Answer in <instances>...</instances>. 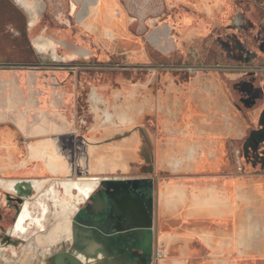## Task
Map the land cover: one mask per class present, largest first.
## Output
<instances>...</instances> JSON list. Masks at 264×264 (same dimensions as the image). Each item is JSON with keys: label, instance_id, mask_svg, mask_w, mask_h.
I'll return each mask as SVG.
<instances>
[{"label": "rangeland", "instance_id": "1", "mask_svg": "<svg viewBox=\"0 0 264 264\" xmlns=\"http://www.w3.org/2000/svg\"><path fill=\"white\" fill-rule=\"evenodd\" d=\"M118 2L123 9L124 28L119 24L116 26L114 13L105 9L106 24L100 25V29L106 33L89 32L80 27L85 34L80 41L81 48L78 45L74 54L72 47L65 46L60 52L74 54L67 58H75V61H63L66 57L59 56V62H55L51 55H39L30 49L26 50L24 56L14 53L12 59L19 63L14 67L21 70L23 76L37 75L32 88L39 98V106L47 116L53 118L55 115L61 124H67L60 131L63 140L66 144H76L78 153L83 150L86 142L95 146L109 144L111 152L113 144L124 141L126 149H132L135 137L141 135V139H138L139 149L142 152L149 150L153 153L151 158L146 154L138 157L130 155L123 170L110 169L105 176L126 177L137 183L139 180L140 188L144 187L143 178H148L150 192L155 196V222V216L150 223L135 217L131 221L130 214L119 212L114 215L109 206L106 212L95 216L89 214L86 207L79 205L80 210L72 217L62 215L57 219L52 215L45 224L46 231H32L28 242L13 241L9 251L0 254V264H60L59 256L75 251L73 241L66 237L71 238L68 232L70 226L71 234H76V226L72 223L78 217V222L85 224H81L79 229L85 230L86 225L96 227L95 235L99 238L107 236L110 240L116 238L119 232L130 243H137L135 234L142 230V238H146L151 252L146 255L144 249H135L138 252L136 260L143 257L145 261L139 264L171 263L176 256L169 251L164 239L165 234L171 231L164 226L163 214L159 213V192L162 183L177 181L183 171L177 170L179 158H166L164 155L167 140L174 138V135L166 133L160 118L169 117L164 115L168 109L176 113L169 118L174 129L179 131L182 121L177 113L182 109L192 106L204 114V107L236 106L239 100L237 94H231V76L240 78L246 75H264V50L261 47L264 35L259 31L263 19L261 16L256 18L258 25L253 29L251 39H248L244 29L235 28L232 25L233 18L225 16L226 9H220L221 17L218 18L199 12L196 8L201 0ZM259 5L264 8V3ZM16 12L7 0H0V19L17 16ZM189 15L194 16L193 25L198 20L209 22L208 29L204 32L190 31L185 27L186 24H191L188 22ZM45 20L51 25L50 37L53 38L63 28V23L51 12H47ZM75 21L80 24L77 19ZM10 43L9 36L0 34V54H6V45ZM246 43L249 47L251 44L255 46V59L251 60L247 56ZM53 75L58 79L53 78ZM184 116L187 118L191 114ZM204 116L211 117L206 114ZM175 132L173 131L174 134ZM196 149L197 145L188 147L185 154ZM111 161L108 162L109 168ZM207 165L212 167L208 162H201L200 167ZM187 172L184 170L182 175ZM69 179L74 178L66 177L57 181ZM198 179L199 175L198 178L187 180L195 182ZM102 180L106 183L118 179L100 178L99 183ZM105 183L102 182L101 187H106ZM139 197L154 212L151 196L149 201L142 195ZM105 198L108 201V197ZM18 206L13 205L8 212L3 210L0 225L3 235L10 232V224L16 216ZM0 208H3V204ZM107 212L112 213V217L108 215V218L111 217L108 223L103 221ZM97 222H102L104 226L95 225ZM112 224L114 229H111ZM58 225L59 232H56ZM174 229L171 228V233L177 231ZM125 248L127 253L128 246ZM9 252L16 255H10Z\"/></svg>", "mask_w": 264, "mask_h": 264}, {"label": "crops", "instance_id": "2", "mask_svg": "<svg viewBox=\"0 0 264 264\" xmlns=\"http://www.w3.org/2000/svg\"><path fill=\"white\" fill-rule=\"evenodd\" d=\"M94 1L90 0L88 9ZM18 3L28 13L32 25L40 19L39 0H19ZM82 13L86 16L88 10ZM34 39H39L43 44L39 46ZM31 45L40 53L42 48L54 49L55 42L35 32L31 35ZM47 54L51 55L52 60L55 59L52 52ZM3 58H6V54H0V61ZM20 82L29 84L30 80L22 79ZM263 83L264 79L259 85L251 83L250 88L242 93L251 96L256 92L254 98L259 97L262 104L250 110V113L261 116L264 122V95L260 93V90L264 93ZM13 84L18 85L19 80L0 76L1 180H30L46 176L125 180L128 188L120 186L116 190L111 188V191H128L135 197L142 195L146 201L151 196L155 214L150 211L155 216V222V196L150 192L148 178H143L144 187L140 188L139 180L137 183L126 177L105 176L110 169L123 170L130 155L138 157L146 154L151 158L153 153L139 149L138 139H141V135L135 137L132 149H126L125 142L120 141L112 145L114 149L111 153L109 144L95 146L86 142L78 153L76 144H66L63 140L61 130L55 133L50 130L34 131L29 119H35L36 124H39L43 115H46L39 106V98L27 89L16 91ZM202 109L204 114L198 108L195 113L187 108L177 113L183 116L180 132L174 129L169 118L176 113L170 109L164 112V115L169 116L163 121L165 131L174 135V138L167 140L164 155L166 158H179L177 170L188 172L184 175L182 172L181 179L177 181L161 184L159 213L163 214L166 228L177 229L174 233L165 234L164 238L169 251L176 257L171 263L163 264H264V171L253 168L264 167V123L248 125L235 107ZM186 114L192 117L186 118ZM205 114L211 117L207 118ZM173 131L179 133L174 134ZM192 143L198 149L185 154L188 147L194 146ZM156 155L157 149L154 151ZM201 157H205V162L212 167H200ZM243 165L248 169L243 170ZM198 175L199 179L195 182L187 180L198 178ZM102 182L105 183V180L100 182L93 195L102 190L108 197L109 188L106 183V187H101ZM91 203H94L92 198L81 206L88 208ZM108 215L112 217L110 212L103 216L106 223L111 219Z\"/></svg>", "mask_w": 264, "mask_h": 264}, {"label": "flooded vegetation", "instance_id": "3", "mask_svg": "<svg viewBox=\"0 0 264 264\" xmlns=\"http://www.w3.org/2000/svg\"><path fill=\"white\" fill-rule=\"evenodd\" d=\"M18 1L19 0H7V2L11 4L15 10H17V16H5L4 18L0 19V34H6L12 40L9 45H6V58H3V61H0V76H6L7 78L11 77L12 79L19 80L18 85L13 84V89L16 91H24L27 89L29 93L35 94V91H33L32 87H34V84L37 81V75L30 74L27 75V77L23 76L21 74V70H18L17 67H14L15 65L18 66L19 64L13 60L14 58L12 56L14 53L24 56L26 50L30 49L39 55H45L49 52H52V55L55 57L53 61L55 62H59V56L66 57L63 61H75V58L67 57L75 54V48H77L78 45L81 48L82 42L80 41L83 39L85 34L80 27L89 32L106 33L102 32L100 29V25L104 26L106 24L107 15L104 13L105 9L114 13V24L116 26L117 24L122 25V29L124 28L125 22L123 20V9L118 0H95L92 7L89 9L88 7L90 5V0H39V4L41 6L40 19L33 25L28 20V13L24 8L19 6L20 4ZM259 3H264V0H201V2L198 3V7L196 9H198L199 12L203 11L206 13V15L216 18L221 17L219 14L221 8L226 9L227 12L225 13V16L230 15L233 18L232 25L237 29H244L246 38L249 39L254 27L258 25L256 18L259 16L263 18L262 22L260 23L261 29H259V31L261 32V35H264V8H261ZM85 10H88L86 16H84L82 13H85ZM47 12H51L56 19H59L63 23V28H61V30H64V32L60 30L58 34L55 33L56 36L53 38L50 37L51 25L45 20ZM188 18V22H191L192 25L186 24L185 27L190 29L192 32L197 30L204 32V30L206 28L208 29L209 27V22L207 23L205 20L195 21L196 24L193 25L194 16L189 15ZM76 19L80 22V24L75 21ZM94 20L95 23H93ZM35 32L42 33L53 40L55 42L54 49L45 50V48H42L43 50L40 53L36 52L31 45V35ZM73 33L75 36H72ZM34 42H36L39 46L43 44L39 41V39H37V41L34 39ZM246 45L248 52L247 56L251 60L255 59L254 57L257 56L255 50L253 49L255 46L251 44L249 47L248 43H246ZM65 46L72 47V52L74 54H70L69 52L68 54L60 53ZM261 47L264 50V40ZM8 48H10V50H8ZM22 59V62H26V60ZM53 78L56 80L58 79L54 75ZM22 79H28L30 80V83L22 84L20 82ZM231 79L233 84L231 94H237L239 100L236 103L235 108H238V111L242 114V117L246 120L248 125L253 126L256 124V122L257 124L264 123L261 116L259 117L256 114H253L254 112L252 114L250 113V110H254L262 104L259 97L254 98L256 92H253L251 96H246L242 93L243 91L250 88L249 85L251 83L253 85H259L260 82L263 81L264 75H246L240 78L231 76ZM260 93L264 95L262 90H260ZM187 109H192L195 113L196 108L189 106ZM43 116L42 122H40L41 124H36L35 119H29L32 121V125L35 128L34 131L36 133L39 131L41 132L42 130H50V132L55 133L67 127V124H61V122H59L57 118L54 117L55 115H53V118L47 115ZM180 119L182 121L183 116H180ZM160 120L163 123L164 117H161ZM200 161L204 164L205 157H201ZM253 168L255 170L259 169L260 171H264V167L260 168L255 166ZM246 169H248V167L244 165L243 170ZM58 179L60 178H52V176H46L45 178H33L30 180L16 179L3 181L0 179V205L3 204V208H0V225L3 221V210L5 209V211L8 212L12 210L13 205H19L16 216L10 224V232H8L6 235H3L0 231V254L3 252H8L9 247L13 244V241H22L24 243L28 242L31 238L30 233L34 230H38V232L46 231L45 224L52 215H54V217L57 219L62 215L67 217L74 216L76 212L80 210L79 205L85 204L87 200L91 198L94 199L95 205L91 204L88 206V208H86L89 214L101 215L107 211L106 208L109 206L111 207V212L114 215H117L119 212L124 215L130 214L132 216L131 221H134L133 217L142 218L146 220L147 223H150L153 219L150 209L147 207L144 201H142L139 195L138 197L134 196V204L132 207H130V205L115 206L111 204L110 191L112 186H110V184L112 181L106 182L109 188L107 191V201L105 198V193L102 190L99 191L98 194L93 195L100 184L96 179L80 177L78 179L57 181ZM12 182H20L21 187L17 189L12 188L10 186ZM24 183L31 184V187H23ZM50 188L55 189V193L49 192ZM23 189H25V191H23ZM46 193H49L48 198ZM112 193L116 194L118 191H114ZM128 193L132 194L131 192ZM34 196H36L35 200H33ZM63 198H67L66 202L64 203H62ZM147 212H149V214ZM78 220L79 217L75 222L72 223L76 226V234H71V226L69 225L70 227L68 228V232L70 233L71 238L66 237L68 240L73 241L74 249L79 238L83 236L86 239L94 240L103 244L104 247L110 251L114 257L120 259V264L144 263L145 261L143 257L138 261L136 260L138 252L135 251V249L137 248L144 249L146 251V255L148 253L150 254L151 252L148 243L146 242V238H142V230L137 231L135 234L138 238L137 243H130L122 236V234L120 235L119 232H117L118 236L116 238L109 240L107 236L101 238L97 237L95 235V231L97 229L96 227L86 225L87 227L85 230L82 228L79 229L80 225L83 223L78 222ZM113 222H115V220H113ZM131 224H134V222ZM18 225H22L27 229L23 231L21 228L17 227ZM40 225L43 226L41 227ZM95 225L104 226L102 222H97ZM59 227L60 226L58 225L56 232H59ZM114 227V224H112L111 229H114ZM170 231H172L171 228ZM126 245L129 249L127 253L125 252ZM9 254L14 256L16 255L14 252H9ZM66 254L72 255V257H68ZM58 259L60 264H83L82 262H78L75 259L74 252L65 253L59 256Z\"/></svg>", "mask_w": 264, "mask_h": 264}, {"label": "bare ground", "instance_id": "4", "mask_svg": "<svg viewBox=\"0 0 264 264\" xmlns=\"http://www.w3.org/2000/svg\"><path fill=\"white\" fill-rule=\"evenodd\" d=\"M10 186L14 189L20 188V182H12ZM110 186H114L116 189H119L120 186L124 188H128L129 185L126 181L122 180H114L111 182ZM23 187L30 188L31 184L24 183ZM22 190V189H21ZM25 191V189H23ZM55 189L50 188L49 192L55 193ZM118 191V190H117ZM111 194V204L117 205H130V207L134 204V196L129 194L128 191H119L114 194L110 191ZM47 198L49 197V193H46ZM67 198H63L62 203L66 202ZM46 209V207H45ZM149 214V212H147ZM41 227L43 225H40ZM18 228H21L25 231L27 228L18 225ZM75 259L78 262H82L83 264H120V259L114 257L110 251H108L103 244L96 242L94 240H89L84 238L83 236L79 238L75 247ZM68 257H72L70 254H66Z\"/></svg>", "mask_w": 264, "mask_h": 264}, {"label": "water", "instance_id": "5", "mask_svg": "<svg viewBox=\"0 0 264 264\" xmlns=\"http://www.w3.org/2000/svg\"><path fill=\"white\" fill-rule=\"evenodd\" d=\"M30 103H31V101H30ZM112 188H113L114 190H116V188H115L114 186H113ZM92 201L95 203L94 199H92Z\"/></svg>", "mask_w": 264, "mask_h": 264}]
</instances>
